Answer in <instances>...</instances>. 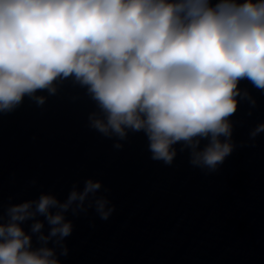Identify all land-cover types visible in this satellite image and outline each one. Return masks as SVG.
<instances>
[{"label":"clouds","instance_id":"9594fccd","mask_svg":"<svg viewBox=\"0 0 264 264\" xmlns=\"http://www.w3.org/2000/svg\"><path fill=\"white\" fill-rule=\"evenodd\" d=\"M69 76L98 103L102 116L92 114L91 127L120 139L144 130L152 158L167 164L172 145L184 142L194 166L214 170L234 147L228 118L239 81L264 90V0H0V111L25 95L42 105L37 90L54 94V81ZM261 132L264 124L250 135ZM101 186L89 179L64 202L41 195L9 207L0 264H59L47 243L71 234L66 212L94 206L107 219L114 210L96 195ZM37 215L50 225L47 236ZM29 219L42 243L35 250L20 227Z\"/></svg>","mask_w":264,"mask_h":264}]
</instances>
